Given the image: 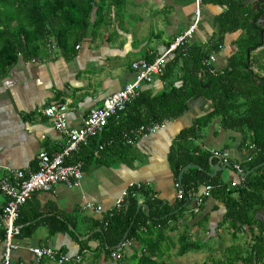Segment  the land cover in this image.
Returning <instances> with one entry per match:
<instances>
[{"label":"crops","instance_id":"1","mask_svg":"<svg viewBox=\"0 0 264 264\" xmlns=\"http://www.w3.org/2000/svg\"><path fill=\"white\" fill-rule=\"evenodd\" d=\"M251 2L257 4L254 9L263 10L261 3L264 0H245V5ZM199 8L197 29L188 45H207L217 39L220 32L217 17L227 6L201 0ZM105 11L109 12L107 24H102L77 44L73 57H66L52 45L43 49L36 59L19 58L0 79V175L18 169L27 173L35 171L41 151L54 153L63 149L67 135L59 131L43 112L49 102H66L70 126L83 125L92 107L102 106L109 94L134 79L131 66L134 60H152L162 55L175 38L197 19L195 0H123L113 7L107 6ZM244 33L245 30L240 28L225 34L220 50L212 53L215 55L212 63L216 70L214 73L231 67V60L238 54V41ZM250 48H246L247 66L253 59L251 69L255 74H262L264 53L252 52ZM173 57L174 53L167 62ZM161 75L145 83L141 91L161 94L165 89ZM212 109L213 104L206 97L193 96L184 114L162 121L165 124L163 128L137 136L133 144L108 154L104 162L99 154L103 149L100 151L97 147L102 135L82 145L68 159L84 161V177L80 184L70 187L59 183L51 191L39 190L21 206L17 223L21 232L17 235L19 248L13 253V264H57L52 261L37 263L29 250L32 246L61 249L71 258L82 256L80 262L73 259L69 264H122L112 255L107 257L105 252L97 259V248L103 243L93 235L101 229L96 227L97 221L120 210L116 203L122 197L125 207L128 195L124 192L129 191L131 183L136 184L134 188L138 191V210L144 208L149 215L148 201L152 195L173 213L179 214V220L170 221L164 232L159 227L153 229L152 241L170 246L166 257L181 245L183 234L195 242L198 241L195 236L206 241L213 239L218 254L226 252L225 257L218 259H226L227 248L231 245H241L245 249L252 237L250 228L232 225L227 219V204L220 196L212 193L196 212L193 198L180 199L175 185L177 181L181 182L185 166L177 179L176 164L171 156L179 136L192 128L196 131L187 133L184 143L197 152L211 153L215 160L209 171L211 176H220L232 189L243 182L242 174L234 165L239 164L243 168V164L251 159L255 144L250 142V138L254 131L247 126H226L222 116L208 115ZM127 134H132V131ZM212 150L220 151L228 162L215 157ZM243 176H246L245 171ZM141 189L148 190V193L140 192ZM204 189L205 185H202L197 192ZM234 195L239 194L236 192ZM6 201L7 197L0 193V264L4 249L6 226L3 208ZM98 206H102L101 212L96 210ZM254 216L264 222V207L256 209ZM56 218L67 221L70 231L51 232L49 222ZM259 228L256 222L252 231L256 233ZM234 232L236 238L233 237ZM80 240L88 245L83 254L80 253ZM128 245L139 247L140 244L129 241ZM126 250L133 255L130 246ZM131 264H137V259Z\"/></svg>","mask_w":264,"mask_h":264},{"label":"trees","instance_id":"2","mask_svg":"<svg viewBox=\"0 0 264 264\" xmlns=\"http://www.w3.org/2000/svg\"><path fill=\"white\" fill-rule=\"evenodd\" d=\"M121 1L0 0V79L19 58L36 59L43 49L52 45L66 57H73L77 44L96 32L95 29L102 24H107L109 12L105 8L113 7ZM202 1L227 6L217 17L220 31L218 38L207 45L179 47L161 75L165 82L164 91L153 95L143 90L125 111L109 118L98 142L105 145L100 150L101 161L104 162V158L117 149L128 146L125 133L135 131L142 125L149 126L154 122L177 118L187 111L188 102L193 96L206 97L213 104L208 114L210 117L220 115L228 127L247 126L254 131L250 142L255 144V150L251 159L243 164L245 180L232 189L220 176H211L209 171L215 161L211 153L197 152L184 143L187 133L196 131L194 128L185 130L176 141L171 156L172 162L176 164V178L187 164L201 166L190 167L183 174L181 184L185 193L189 195L194 190L198 191L200 186L211 184L212 193L220 196L227 204V219L231 220L232 225L235 228L247 225L252 233L250 245H246L245 249L241 245H231L227 248L228 256L220 259L219 264H255L264 260V222L256 220L254 216L256 209L264 207V85L257 81V77L254 78L253 71L245 69L246 48L258 45L259 31L256 22L251 20L252 15L245 0ZM240 28L245 30V35L238 41V54L231 60V67L223 72H211L203 61L220 50L226 33ZM135 189L134 186L129 189L124 208L96 222V227L101 229L93 236L103 243L97 248L96 258L99 259L103 252L111 257L112 252L119 249L122 264H131L135 259L137 264H167L165 254L170 246L154 243L153 229L159 227L164 232L170 221L179 218V214L173 213L171 208L152 195L148 201L149 215L144 208L138 210V191ZM140 192L148 193V190L141 189ZM236 192L238 196L234 195ZM256 222L260 228L255 233L252 230ZM49 226L53 233L70 231L67 221L57 218L50 221ZM236 236L234 232L233 237ZM128 241H136L140 245L124 244ZM80 243V253L83 254L88 245L83 240ZM127 246L132 248L133 255L127 252ZM202 248L204 246L201 243L191 241L183 234L177 255L182 256Z\"/></svg>","mask_w":264,"mask_h":264},{"label":"built area","instance_id":"3","mask_svg":"<svg viewBox=\"0 0 264 264\" xmlns=\"http://www.w3.org/2000/svg\"><path fill=\"white\" fill-rule=\"evenodd\" d=\"M195 2L197 4V19L195 23L180 33L162 55L152 60L146 58L134 60L131 64L134 79L123 88L109 94L102 106L92 107L84 118L83 125L79 127L70 126L66 102L52 100L44 107V115L54 123L59 131L67 135L66 144L58 152L41 151L38 155V168L35 171L27 173L23 169H18L0 175V193H3L7 197L3 208L6 228L1 264H13V253L19 248L17 235L20 229L17 220L20 215L21 206L27 203L33 193L39 190L51 191L59 183H64L70 187L79 185L84 177V161L68 162V159L72 157L74 152L79 151L82 145H87L92 138L102 134L108 124L109 118L125 111L128 105L140 95L143 85L151 82L155 76L163 73L169 56L179 47H185L189 44L197 29L200 18L199 7L201 0H195ZM214 61L215 55L213 54L203 61L211 72L216 71L212 66ZM164 125V122L149 126L142 125L139 129L133 130L132 134L125 133L124 138L127 143L133 144L137 136L148 132H155L163 128ZM104 146L103 143H99V150L103 149ZM212 153L223 162H228V158L220 151L212 150ZM234 168L240 171L242 174L241 180L244 181L243 168L239 164H235ZM135 185V183H131L130 188ZM175 185L178 188V197L180 199L189 198V196L193 198L195 201L194 211L196 212L200 211L205 200L212 194L211 184L205 185V189L202 192L193 191L189 195L185 193L180 181H177ZM137 186L140 187V184L138 183ZM128 193L129 191L127 190L124 192V195H128ZM123 206L124 197L120 198L116 203L118 209H122ZM96 210L101 212L102 206H98ZM124 244L128 245L129 241ZM29 250L33 253L35 261L38 263L47 259L57 264H69L73 259L78 262L82 260L81 255L71 258L67 252L51 246H32ZM112 257L120 261L122 258L121 251L119 249L113 251Z\"/></svg>","mask_w":264,"mask_h":264},{"label":"rangeland","instance_id":"4","mask_svg":"<svg viewBox=\"0 0 264 264\" xmlns=\"http://www.w3.org/2000/svg\"><path fill=\"white\" fill-rule=\"evenodd\" d=\"M194 239L198 240L197 242L201 243L202 247L204 246V248H202L199 251L196 250L190 251L185 255L180 256L177 255V250L180 246L178 245V247L170 251L169 257H167L168 260L167 264H213V263L219 264L220 259L218 258H221L223 256L225 257L226 252L218 254L219 251L217 249V246H214L213 239H211V241L210 240L206 241L205 239L204 240L199 239V237L197 236H195ZM43 262L44 261H42L41 263Z\"/></svg>","mask_w":264,"mask_h":264},{"label":"flooded vegetation","instance_id":"5","mask_svg":"<svg viewBox=\"0 0 264 264\" xmlns=\"http://www.w3.org/2000/svg\"><path fill=\"white\" fill-rule=\"evenodd\" d=\"M261 5H262V7H264V2H262ZM256 6H257V4L255 2H251L250 5H247V8H249L250 13L252 15L251 20L256 22L257 30L259 31V37H260L258 45L255 46L253 49H251L253 47V46H251L250 50H252V52H254L255 50H258L259 52L261 51V53H264V27L259 26L257 23L258 19L264 15V11L254 9ZM251 60H252L251 64L248 65L245 70L253 71V73H254V70L251 69L253 66V59H251ZM253 76H254V78L255 77L258 78L257 81H260L259 82L260 84L264 85V70L262 71V74H259V73L255 74L254 73ZM263 262H264V260L261 262H257L255 264H262Z\"/></svg>","mask_w":264,"mask_h":264},{"label":"water","instance_id":"6","mask_svg":"<svg viewBox=\"0 0 264 264\" xmlns=\"http://www.w3.org/2000/svg\"><path fill=\"white\" fill-rule=\"evenodd\" d=\"M262 9H263V11H264V7H262ZM264 16V15H263ZM260 17L259 19H258V25L259 26H263L264 27V17ZM219 166H221L220 164H218ZM190 167H201L200 165H198V164H194V163H190V164H188V165H186L185 167H184V169H183V171L181 172V176H180V179H182V174H183V172L185 171V169H187V168H190ZM214 170H215V168H214ZM216 171H214V173H215ZM127 235H128V232L125 234V237L124 238H126L127 237ZM262 264H264V262L262 263Z\"/></svg>","mask_w":264,"mask_h":264}]
</instances>
